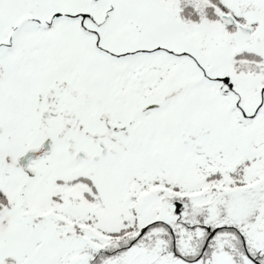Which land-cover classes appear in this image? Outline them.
<instances>
[{
  "label": "snow or ice",
  "instance_id": "snow-or-ice-1",
  "mask_svg": "<svg viewBox=\"0 0 264 264\" xmlns=\"http://www.w3.org/2000/svg\"><path fill=\"white\" fill-rule=\"evenodd\" d=\"M0 264H264V0H0Z\"/></svg>",
  "mask_w": 264,
  "mask_h": 264
}]
</instances>
